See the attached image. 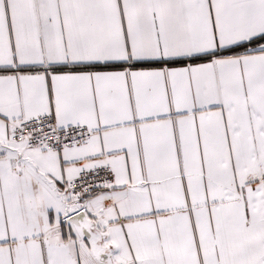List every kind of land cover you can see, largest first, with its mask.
<instances>
[{
  "label": "snow or ice",
  "instance_id": "snow-or-ice-1",
  "mask_svg": "<svg viewBox=\"0 0 264 264\" xmlns=\"http://www.w3.org/2000/svg\"><path fill=\"white\" fill-rule=\"evenodd\" d=\"M0 264H264V0H0Z\"/></svg>",
  "mask_w": 264,
  "mask_h": 264
}]
</instances>
